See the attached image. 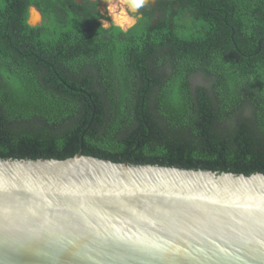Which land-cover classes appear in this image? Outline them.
<instances>
[{"label": "trees", "instance_id": "trees-1", "mask_svg": "<svg viewBox=\"0 0 264 264\" xmlns=\"http://www.w3.org/2000/svg\"><path fill=\"white\" fill-rule=\"evenodd\" d=\"M1 4L0 157L264 173V0H182L125 32L61 0Z\"/></svg>", "mask_w": 264, "mask_h": 264}, {"label": "water", "instance_id": "water-1", "mask_svg": "<svg viewBox=\"0 0 264 264\" xmlns=\"http://www.w3.org/2000/svg\"><path fill=\"white\" fill-rule=\"evenodd\" d=\"M0 264H264V173L0 157Z\"/></svg>", "mask_w": 264, "mask_h": 264}, {"label": "flooded vegetation", "instance_id": "flooded-vegetation-1", "mask_svg": "<svg viewBox=\"0 0 264 264\" xmlns=\"http://www.w3.org/2000/svg\"><path fill=\"white\" fill-rule=\"evenodd\" d=\"M4 1L7 2V0H1V3ZM40 1L44 3V1L46 0H40ZM61 1L63 4L65 3L67 7H71V6H74V7L78 6L82 8L88 7V8H92L96 10L97 21L104 28H106L104 26V21L111 20V17L108 16L106 13L107 0H61ZM113 2L121 3V5L124 6V0H113ZM10 4H11V1L9 2V5ZM101 4H104L103 8H101ZM179 4H182V0H148V3L145 5V7L139 9L138 12L136 13L130 12L126 7L124 8L126 12L128 11L129 15L132 16L136 20V22L138 21V19L149 18L151 23H155L156 18L159 16L160 11L163 8L171 7V9H176ZM0 6H2V4ZM31 7H34L36 12L39 15V18H38L39 20H35L34 24L28 23V20L31 19V12H30ZM25 22L31 27L41 24L42 13L35 4L27 5Z\"/></svg>", "mask_w": 264, "mask_h": 264}, {"label": "clouds", "instance_id": "clouds-1", "mask_svg": "<svg viewBox=\"0 0 264 264\" xmlns=\"http://www.w3.org/2000/svg\"><path fill=\"white\" fill-rule=\"evenodd\" d=\"M147 3L148 0H124V7L132 13H136L139 9L145 7ZM120 8L121 6L114 3L113 0H107L106 13L111 17V20L104 21V26L106 28L115 26L120 31L125 32L135 24L136 20Z\"/></svg>", "mask_w": 264, "mask_h": 264}, {"label": "rangeland", "instance_id": "rangeland-1", "mask_svg": "<svg viewBox=\"0 0 264 264\" xmlns=\"http://www.w3.org/2000/svg\"><path fill=\"white\" fill-rule=\"evenodd\" d=\"M114 3H116V2H114ZM116 4H118V5L121 6L120 10H123V11L126 12L124 6H122L121 3H118V2H117ZM103 5H104V4H101V8H103ZM127 12H128V11H127ZM34 13H35V11H32V10H31V19H32V20H35V16L37 15V14L35 13V16L33 17V14H34ZM128 14H129V12H128ZM199 79H200V78H194L193 81L196 80V81L198 82V81H200Z\"/></svg>", "mask_w": 264, "mask_h": 264}, {"label": "bare ground", "instance_id": "bare-ground-1", "mask_svg": "<svg viewBox=\"0 0 264 264\" xmlns=\"http://www.w3.org/2000/svg\"><path fill=\"white\" fill-rule=\"evenodd\" d=\"M32 11H34V10H32ZM36 14H38L37 12H35ZM35 13L33 14V17L35 16ZM35 19H37V17L35 16ZM32 21H34V20H32Z\"/></svg>", "mask_w": 264, "mask_h": 264}]
</instances>
